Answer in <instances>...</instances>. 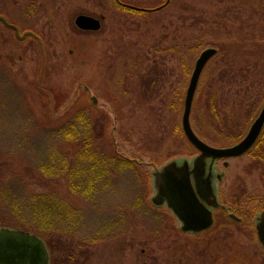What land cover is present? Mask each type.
<instances>
[{"label":"rangeland","instance_id":"rangeland-1","mask_svg":"<svg viewBox=\"0 0 264 264\" xmlns=\"http://www.w3.org/2000/svg\"><path fill=\"white\" fill-rule=\"evenodd\" d=\"M122 1L156 6L164 0ZM245 2L171 0L153 16L159 23L151 24L150 17L118 11L111 0H0V15L19 33L30 31L41 42L40 48L34 38L18 41L0 24V228L41 238L50 252L49 264L52 256L57 264H204L213 235L212 242L225 249L220 264H264L247 216L264 205V198L259 199L264 195L262 169L250 155L217 164L222 174L219 200L241 218L239 224L215 212L214 230L191 236L179 231L165 208L150 204L151 172L196 154L180 128L184 92L204 49L212 47L219 54L204 67L191 115L206 106L210 92L222 125L242 104L250 118L241 121V140L264 105V75L251 84L234 71L233 79L220 81L225 57L220 51H235L241 55L239 63L254 65L250 55L264 45V17L252 15ZM78 15L99 19L101 29L79 30L74 24ZM132 44L143 59L135 84L156 81L152 90L127 91L132 83L127 77L121 86L125 67L115 58L119 48ZM178 85L181 101L170 109ZM82 99L107 122L108 140L99 139L98 153L114 152L139 165L138 174L129 169L111 172L87 198L71 189L69 173L80 147L56 127L65 109ZM176 126L180 130L175 133ZM49 203L54 216L64 217L60 224L65 235L57 231L48 238L34 232L30 208ZM69 222L76 228L66 231Z\"/></svg>","mask_w":264,"mask_h":264},{"label":"trees","instance_id":"trees-1","mask_svg":"<svg viewBox=\"0 0 264 264\" xmlns=\"http://www.w3.org/2000/svg\"><path fill=\"white\" fill-rule=\"evenodd\" d=\"M170 4L171 1L169 5ZM113 6H116L118 11L131 12L128 9H122L118 7L116 4H114ZM244 6L246 7V9H248V11L251 12L252 15H259L261 17H264V13L262 12V10L264 9V0H246ZM159 13L161 12L147 15L146 18L150 17L151 24H157L159 23L160 18H153V16H156ZM258 27L259 26H256V28ZM122 48L118 49L120 52L117 53L115 58V61H123V66L125 67V73L123 75L124 78L119 80L121 81V86L123 87V84L127 77L132 80V83L129 85L130 88L126 89L131 93H137L139 92V90H141L139 92L141 93L145 90L151 88L153 89L156 81L150 82L149 80H147L143 83L142 80V82H140L139 84H135L137 82V78L140 77L139 71L143 60L139 54L140 50L137 49L134 44H132L131 47L123 49ZM167 50L171 51L172 49ZM220 53L221 55L225 56L221 61V65L219 66V69L222 71L220 81H222L223 79H233L235 77L232 74L234 71H237L245 82L248 81L247 83L251 84H254V82H256L264 75V45L261 47L258 54H254V56L250 55V57H254V65H250V62L248 60L243 61V63H239L238 59L241 57V55H239L235 51H227V48L220 51ZM218 54L219 51L217 52V55L215 57H217ZM184 67L186 66L184 65ZM185 75H187V72H185ZM135 85L136 87L134 88ZM182 92L183 91L181 90L180 85H178L175 91L171 93L172 97L169 101L170 109H174L176 107V104L178 105L180 103ZM238 108L239 110L236 108L232 110L233 114H227L226 120L229 121V123L225 122L224 125H222L219 119L216 102L214 100V93L210 92V95L206 102V106L195 108L193 110V114L191 115L190 120L192 129L201 140L208 143L209 145L215 147L232 145L236 143L243 134V129L240 127L241 121L244 120L245 116L246 119L250 118L247 117L249 116L248 114L244 113L242 104H240V107ZM64 112L65 113L63 116L57 118L56 127H59L58 132L62 133L64 137L72 140L73 143H76V145L78 144L80 147V150H78V152H76L74 155L76 156V158H78V162L72 166L73 173L72 171L71 173H69L70 178L72 179L71 189L73 191L87 198L92 193L93 186L95 187L97 183L107 180L110 177L111 172L129 169L138 174L137 172H139V165L134 161L123 158L120 155L115 154L114 152H110V154L107 153L104 155L98 153L101 152V150H99L96 143L99 145L100 140L102 142L108 140V132L106 127L107 122L103 117L96 116V110L90 104L84 106V102L82 99L76 101L69 111H66L65 109ZM97 126L100 127L99 131L97 130ZM176 127L178 129L174 130L175 133L181 129H179V126ZM224 140L226 142H224ZM157 143H160V141H158ZM254 148L252 151H257L254 155V158L259 164H261L264 172V146L256 145ZM110 165H113V167H110ZM39 208H41V210L43 211H40ZM30 210L31 211L28 212L29 217L36 225V227H34L33 229L34 232L43 234L44 236L46 235V237L48 238L57 231H59L61 235L66 234L65 230H63L64 228L61 227L60 224L62 222L61 220L64 219V217H62L60 214H56L55 216H58L57 219H59V221L54 222L55 216L53 215V204L49 203V206H45L43 204L40 207L32 205ZM69 223L70 225L65 226L69 228V230L66 231H70L71 229L76 228L74 223ZM55 225H59L60 229L57 230V227H55ZM221 240L223 239H220L219 242H221ZM212 241L215 240L213 239ZM215 243L212 244V248H209V250L206 252L210 254L214 253V249L216 246L215 250L217 251L219 258H222V255L224 256L225 249L218 248V245L220 243ZM47 244L50 245V247L53 246L51 241L49 240L47 241ZM55 263L56 260L52 256V264ZM62 263L66 264L63 261Z\"/></svg>","mask_w":264,"mask_h":264},{"label":"water","instance_id":"water-1","mask_svg":"<svg viewBox=\"0 0 264 264\" xmlns=\"http://www.w3.org/2000/svg\"><path fill=\"white\" fill-rule=\"evenodd\" d=\"M168 2L169 0L163 6ZM125 7L133 9L127 5ZM0 24L11 30L17 40H23L27 36L36 39L41 48L39 38L32 32L20 34L18 28L8 23L1 15ZM74 24L81 31L97 32L101 28L100 20L86 15H78ZM216 53L215 48L209 47L199 54L183 101L181 129L197 155L191 159L171 160L151 172L154 194L150 198V204L156 208L165 207L178 221L180 231L187 234H198L209 229L213 224L212 211L221 208L216 196V161L244 155L254 145L264 126L263 105L245 137L235 145L224 148L210 146L199 139L192 130L190 113L198 81L204 67ZM85 91L89 93L87 88ZM91 100L96 104L95 97L92 96ZM230 217L235 219L233 215ZM256 231L259 241L264 245L263 223L256 224ZM0 264H49V253L45 243L35 234L2 227L0 228Z\"/></svg>","mask_w":264,"mask_h":264},{"label":"flooded vegetation","instance_id":"flooded-vegetation-1","mask_svg":"<svg viewBox=\"0 0 264 264\" xmlns=\"http://www.w3.org/2000/svg\"><path fill=\"white\" fill-rule=\"evenodd\" d=\"M113 1H114V3L118 7L122 8V9L124 8V9L130 10L131 12H129V13L134 14L136 16H143V17H146L147 15H150V14H153V13L162 12V11H164V9H166V7L169 6V3H168V4H166L165 6H163L161 8V6L164 5V3H165L166 0H164L161 3H159L156 6H150V7H148L146 5H141V4L140 5H132V4L123 2L121 0H113ZM125 5L130 6V7H133V9L132 8H126ZM261 109H260V111H261ZM256 117H255V119H256ZM252 122H251V124H252ZM251 124L249 125V127H248L245 135L247 134V132H248ZM263 136H264V126H263V128H262V130H261V132H260V134H259V136L257 138V140L255 141L254 145L243 156L250 155L252 157V159H254L256 161V159L254 158V155L256 154L257 151H252V150H253V148L256 145H258V146H264V144L262 143V141L260 139ZM218 162H222V164L224 166H226L225 165L226 162H225V160H217L216 163H215V174L217 176L216 177V196H217V200L220 203V207L221 208H217V209H215L213 211V226L210 229L205 230V231H202V232H200L198 234H195V235H191V236H198V235L205 234V233H208L210 231H213L214 230L213 229V227H214V218H216V215H214L215 212H217L219 214V216H221V217L226 216V218L228 220L232 221L235 224H239L240 221H241V218L240 217H238L234 213H229L228 212V207L225 204L221 203L220 200H219V196H218V186L222 183V174H219L218 171H217V164H218ZM256 164H257V166L260 165V168L262 169L261 174H260V182H261L262 186H264V172H263V167H261V164H259L258 162ZM263 198H264V195L261 198H259V199H263ZM222 207H224V209ZM230 215H233V217L236 220L235 219H232L230 217ZM262 215H264V205H262V204L260 206V209L257 211V213H255V214L254 213L250 214L249 212L247 213L248 219L250 220V225H252L253 230H254L255 239H256V241H257V243H258V245H259V247L261 249L262 259L264 260V245L259 241L258 233L256 231V224L257 223H263V226H264V217H261ZM213 239H214V235L211 236L210 239H209V242H211V244H214V242H212ZM204 257H205L204 260L202 258L204 264H220V261H223L222 259H223L224 256L222 255V258H219V255L217 254V251H215L212 254L206 253V255Z\"/></svg>","mask_w":264,"mask_h":264}]
</instances>
